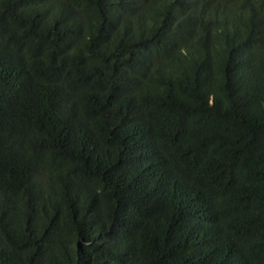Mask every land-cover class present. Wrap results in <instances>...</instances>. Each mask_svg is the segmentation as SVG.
<instances>
[{"label":"trees","instance_id":"16d2710c","mask_svg":"<svg viewBox=\"0 0 264 264\" xmlns=\"http://www.w3.org/2000/svg\"><path fill=\"white\" fill-rule=\"evenodd\" d=\"M0 264H264V0H0Z\"/></svg>","mask_w":264,"mask_h":264}]
</instances>
